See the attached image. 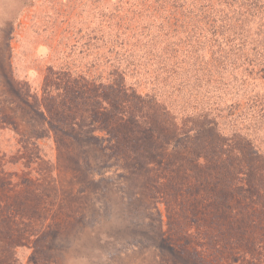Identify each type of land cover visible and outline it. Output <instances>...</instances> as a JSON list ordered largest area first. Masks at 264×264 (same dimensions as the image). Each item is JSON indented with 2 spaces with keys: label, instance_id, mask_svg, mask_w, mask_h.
I'll list each match as a JSON object with an SVG mask.
<instances>
[{
  "label": "rangeland",
  "instance_id": "obj_1",
  "mask_svg": "<svg viewBox=\"0 0 264 264\" xmlns=\"http://www.w3.org/2000/svg\"><path fill=\"white\" fill-rule=\"evenodd\" d=\"M0 264H264V0H0Z\"/></svg>",
  "mask_w": 264,
  "mask_h": 264
},
{
  "label": "trees",
  "instance_id": "obj_2",
  "mask_svg": "<svg viewBox=\"0 0 264 264\" xmlns=\"http://www.w3.org/2000/svg\"><path fill=\"white\" fill-rule=\"evenodd\" d=\"M157 0H149V2H155ZM143 3V2H142ZM150 4V3H149ZM226 31H228V29H225Z\"/></svg>",
  "mask_w": 264,
  "mask_h": 264
}]
</instances>
